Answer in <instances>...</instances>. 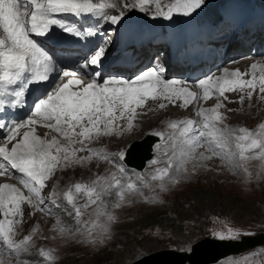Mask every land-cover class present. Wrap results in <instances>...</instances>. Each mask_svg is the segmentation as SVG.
Here are the masks:
<instances>
[{"label":"snow or ice","instance_id":"snow-or-ice-1","mask_svg":"<svg viewBox=\"0 0 264 264\" xmlns=\"http://www.w3.org/2000/svg\"><path fill=\"white\" fill-rule=\"evenodd\" d=\"M205 0H171L167 5H162L161 0H134L132 8L140 11L155 5L153 18H165L172 20L174 15L191 17ZM115 7L107 0H0V29L5 36L0 38V130L7 128L6 136H3L5 143L0 144V176L12 175L13 171L20 174L17 176L21 185L28 190L30 195L25 196L21 189L11 183L0 184V244L7 247L10 252L26 250L29 241L33 236H25L20 241L13 237L16 225L23 220L22 204L27 202L33 209L45 211V198L42 196L46 182L55 174L63 163L66 167L76 158L77 149L61 145L56 137L51 140L42 138L36 134L33 125H42L54 130L70 144L76 143L73 136L81 137L80 143L90 140L93 135H108L113 131L114 121L123 119L128 114V129L133 128L132 121L137 115V108L145 105L147 99L163 97L172 101L173 106L176 100H181L184 106L202 98L207 101L212 96L228 97L225 93L240 92L239 103H243V93L251 99L257 87L260 94H264V75L257 77L253 72L249 79H243L248 73H241L239 70L229 72L224 69L222 77L214 78L209 75L196 83L203 90L202 97L190 91L187 87H177L181 84L178 80L162 79L156 67L144 70L134 79L123 78H101L100 82L93 79L85 84L77 78V72L58 70L53 54L46 50L39 42V37L50 38L53 26H59L65 33L81 37L83 31L75 25L68 24L56 17L61 15H72L76 17L93 15L109 21L115 25L123 19L124 13L108 15L105 11ZM128 8V4H124ZM106 54L104 46H99L94 53L85 59L84 68L99 67ZM253 69L256 64L251 66ZM56 73L55 76L52 74ZM71 77L67 82L61 83V77ZM51 81V83H49ZM19 85L18 88L13 86ZM47 86L43 95L37 97L32 105V112L25 119L19 121H4V113L11 108H18L25 103L26 90L30 86ZM77 86L79 90H73ZM11 89V90H10ZM12 97L8 101L6 97ZM232 102V101H229ZM165 107L161 104V108ZM222 103H217L212 109H199L197 115L202 117V128H197V121L186 120L173 122L170 128L180 129L179 136L186 137L182 141L186 150L181 149L182 156L195 158V151L198 147L207 145L212 156H221L233 168L243 167L242 162L251 159L246 153L259 150L258 155L264 157V134L249 131L245 127L239 128V135L233 137V130L227 127H219L226 117L219 111ZM103 125V127H101ZM182 126V127H181ZM264 128V125H261ZM81 129L77 132L76 129ZM21 129H27L21 133ZM154 135L162 137L160 132ZM234 143L238 151H233L229 146ZM227 149V151H226ZM84 148L79 151H84ZM123 160L124 153L118 154ZM175 155V153H174ZM107 158V157H105ZM201 159H209L203 154ZM83 159H88L85 157ZM156 163V161H153ZM173 167L171 160L168 167L159 169L160 175H153L152 180L163 181L169 175V169ZM123 172V167L120 168ZM177 171H187L180 165ZM247 172V168H244ZM119 188L125 189L129 194H135L138 190L134 183L122 185L116 181ZM107 187H111L108 185ZM161 190H165V184L160 183ZM75 192H86L89 204H96L103 191H97L95 186L89 187L85 184L76 183ZM55 194H53L54 196ZM120 197L124 191H120ZM68 201L74 199L72 191L67 193ZM51 203H55L53 197H49ZM88 205H85L87 207ZM119 206V205H117ZM74 219L80 224L82 212L79 207L74 209ZM113 216L109 215L108 220L112 221ZM63 231V230H62ZM81 234H87V239L95 243L96 238L88 230V222L84 221L81 228L77 229ZM107 232V226L102 229ZM240 233L228 229L227 233L217 232L220 240L235 239ZM41 251H44L41 249Z\"/></svg>","mask_w":264,"mask_h":264},{"label":"rangeland","instance_id":"rangeland-1","mask_svg":"<svg viewBox=\"0 0 264 264\" xmlns=\"http://www.w3.org/2000/svg\"><path fill=\"white\" fill-rule=\"evenodd\" d=\"M98 1L94 0V2ZM107 1H110L117 8H125V0ZM121 1L120 5L119 2ZM170 1L161 0V4L167 5ZM133 3L134 1H131L127 4L132 5ZM152 6H154V10L155 5ZM59 19L68 24L73 25L74 23L70 16H61ZM61 31L63 30L61 29ZM198 35L203 34L197 33L195 36ZM235 57L242 58L241 56ZM246 60L250 62V58ZM239 62H244V59ZM229 66H231L232 72L237 69L241 73H249V76L246 75L245 78H250L252 74L250 72L252 69L245 65ZM225 68L223 67L220 71L214 70L212 76L214 78L222 77ZM255 69L252 72H264V69ZM64 82L67 81L61 83ZM181 84L183 83L181 82ZM190 87L197 89L196 85ZM243 95L245 97L243 103L238 102L241 96L240 92H231L226 94L227 100L223 97H211L206 102H204L205 100L203 102L202 100L195 101L194 111L187 108L190 105L187 107L179 106L178 108L181 110L178 111L184 110L180 113L181 115L172 114L171 119L164 117V120L159 119V116H168L170 112L167 108L173 107L176 110V107L169 106L171 104L169 100L158 99L153 101L156 104L149 105L150 102H148V104L137 108V115L132 121L134 126L131 130L127 127L129 123L128 114L125 113L124 118L120 119V114L117 112V119L114 122L118 124L114 125L110 134L93 135L90 140H85L83 143L79 142L81 137L73 136L72 139L76 143L70 144L69 140L54 130L41 127V125L35 126V131L36 129L40 130L36 131V134L42 138L51 140L56 137L61 145L77 149L76 158H79V162L74 160L66 167L62 163L55 174L46 182V192L55 194L56 201L64 204L60 206L61 211H63L62 216L47 217L41 214L39 209H33L27 202H24L22 204L23 220L16 225L13 238L18 242L25 236L31 235L33 240L23 246L26 250L19 252H10L6 246L0 244V264H61L68 257L83 259L85 263L91 264L93 255L98 256L99 253L112 249L113 245L117 247L118 243L128 245L125 246V254L127 255L122 264H131L145 256L166 250L190 252L191 247L199 240L205 237L218 239L216 233L221 231L227 233L229 228L240 233L235 239L246 235L264 233V157L258 155L259 150L246 153L252 158L243 161L241 168L231 167L221 156H212L205 148L206 144L196 149L195 158L182 156L181 149L186 150V145L182 143L184 138L179 136V128L175 130L170 128V124L173 122L200 121L202 117L197 115L199 109H212L217 103H222L223 107L219 111L226 119L218 125L219 127L232 129L233 137L240 134L239 128L241 127L247 128L253 134H264V128L261 127L264 125V94H260L257 87L256 92L251 97L252 99L248 98L247 91ZM161 104H164L165 107L161 108ZM161 110H164L163 113L159 115L155 113L154 116L149 117L153 118L154 122L157 120L156 123L153 121L151 124L144 123L145 116ZM26 130L21 129V133ZM154 132H160L163 136L158 137L153 134ZM148 135L157 137L159 142L154 146V159L148 163L147 169L140 172L132 171L130 174H126L125 170L121 172L119 163L125 164L124 159L127 157L128 150L135 142L142 141ZM116 142L117 146H115ZM229 147L233 151H238L235 149L234 143L230 144ZM81 148L85 150L79 151ZM121 152L124 153L123 160L119 159L118 154ZM202 154L210 158L201 159ZM85 157L88 159H83ZM169 160L173 163V167L169 169V175L165 176L163 181L152 180L153 175H160L159 169L168 167ZM180 165L187 171H177ZM244 168H247L248 171L245 172ZM117 180L122 185L134 183L138 190L135 194H129L126 188L121 189L117 186ZM76 183L85 184L89 187L95 186L97 191H101L102 188L107 190L102 192L96 204H89L86 192H75L74 185ZM160 183L165 184V190L160 189ZM108 185L111 187H107ZM193 188L231 196L233 199L242 201L246 209L237 211L235 208L230 210L232 211L230 216L215 217L209 221L202 215L199 223L193 220L194 223L186 224L185 230L149 229L145 231L143 239L137 238L139 241L134 244L129 242L128 237L132 233L144 231L134 227V220L140 221L141 218L146 217L145 213H149L157 207H168L180 194H185L188 189ZM69 191H72L74 197L72 201L67 199ZM120 191H124L122 198L119 195ZM23 194L27 196L24 192ZM85 205L88 206L85 207ZM75 207H79L82 212L80 224L74 219ZM109 215L114 217L112 221L108 220ZM168 215L174 217L173 214ZM2 218L0 215V219ZM84 221L88 222V230L96 238L95 243L86 238V233L81 234L77 231ZM104 226H107L106 233L102 232ZM149 247L153 249L148 251L147 248ZM106 256L103 254L99 255L98 258L104 259ZM218 264H264V247L241 256L226 258Z\"/></svg>","mask_w":264,"mask_h":264},{"label":"trees","instance_id":"trees-1","mask_svg":"<svg viewBox=\"0 0 264 264\" xmlns=\"http://www.w3.org/2000/svg\"><path fill=\"white\" fill-rule=\"evenodd\" d=\"M131 1L134 0H125V3L127 4ZM121 3L122 1L119 2L120 5ZM152 7L154 6L148 7V9H152ZM128 8L135 11L139 10L138 8H132L130 4ZM243 204L242 201L233 199L231 196L225 194L207 192L201 188L188 189L187 193L180 194L168 205V207H157L149 213H145L146 217L141 218L140 221L134 220V227L144 231L142 233H132L131 236L128 237L129 242H133L131 244H134L140 239H143L145 231L149 229H164L170 231L185 230L187 223H194L193 220L199 223L202 215L205 216L208 221L215 217L230 216L229 214L232 212L230 210L235 208L237 211L245 210L246 208ZM250 209L253 210L252 207H250ZM168 214H173L174 217H169ZM203 225L205 226V223ZM199 231L201 232V230ZM119 245H121V247H119L120 249L118 248ZM118 246L116 247V245H113L112 249L105 250L99 253L98 256L93 255L91 257L93 259L91 264H122V261L125 260L124 257L127 255L125 254V246L128 245L118 243ZM152 249L151 247L147 248L148 251ZM103 254H105V256L107 255L106 258L99 259V255ZM61 264L87 263H85L83 259L68 257L64 259Z\"/></svg>","mask_w":264,"mask_h":264},{"label":"water","instance_id":"water-1","mask_svg":"<svg viewBox=\"0 0 264 264\" xmlns=\"http://www.w3.org/2000/svg\"><path fill=\"white\" fill-rule=\"evenodd\" d=\"M158 141L157 137L148 135L142 141L135 142L133 147L127 152L125 163L138 171L144 170L147 162L153 159V149ZM260 247H264V233L246 235L235 240H220L205 237L195 243L191 247L190 252L166 250L145 256L131 264H159V262H155L152 258L164 254L176 255L177 259L181 257V259L179 258L180 264H218L226 258L241 256Z\"/></svg>","mask_w":264,"mask_h":264},{"label":"bare ground","instance_id":"bare-ground-1","mask_svg":"<svg viewBox=\"0 0 264 264\" xmlns=\"http://www.w3.org/2000/svg\"><path fill=\"white\" fill-rule=\"evenodd\" d=\"M227 58H231V60H233V62H231L230 63V65H233V66H237L238 64H240L241 66L242 65H245L246 67H249V68H251L252 70H253V68L251 67L253 64H256L257 65V67L256 68H260V69H264V63L263 62H259L257 59H256V61H251V60H254V59H252V58H250V62H247V60L245 59V58H239V57H235L236 59L234 60V58H232L231 56H229V54L227 55ZM239 58V59H238ZM241 59H244V62H239V61H241ZM249 59V58H248ZM242 63V64H241ZM224 67H226V66H224ZM231 67V66H230ZM238 68V67H237ZM226 69V68H225ZM240 69V68H239ZM250 69V70H251ZM222 70V69H221ZM237 70V69H236ZM252 70L250 71L251 73H253L252 72ZM256 70V69H255ZM229 71H231V69L229 70ZM232 72V71H231ZM249 74V73H248ZM255 74H256V72H255ZM222 75H224V71H223V73H222ZM257 75V74H256ZM261 75H264V74H261ZM261 75H257V77H259V76H261ZM249 76V75H248ZM243 79H249V78H245V76L243 77ZM62 82V81H61ZM191 85H195V83H192V84H190V85H184V84H180V85H177V87H187L190 91H192V92H195V93H197V95H198V97H202V95H203V90H200V89H194V88H192V87H190ZM227 93H225V95H226ZM212 97H217V96H212ZM217 98H219V97H217ZM162 100L164 99L163 97L161 98ZM252 99V98H251ZM198 100H202V102H203V99L202 98H200V99H198ZM165 101H167L166 99H165ZM208 101V100H207ZM171 102V104H169V106H173V102L172 101H170ZM204 102H206V101H204ZM262 102V101H261ZM194 103H195V101L194 102H192L191 104H189L190 106H184L183 105V103H182V101L181 100H176L175 102H174V104H175V106L174 107H176L175 109L176 110H174L173 109V107H168L167 108V110L170 112V114L168 115V116H159V119H161V120H164V117H165V119L166 118H170L171 119V117H173L172 116V114H175V115H181L180 113H182L183 111H178V110H181V109H179L178 107L179 106H182V107H187V108H191L193 111H194V108H193V105H194ZM153 105V104H156V103H154V102H150V104L149 105ZM261 106V105H260ZM166 109V108H165ZM166 110V111H167ZM139 111H140V109H139ZM147 111V110H146ZM163 111L164 110H161L160 112H158V111H156V112H151V113H149L147 116H145L144 117V119H143V121H144V123L146 122V124H151V122L153 121V123H156V121L154 122V120H153V118H149L150 116H154V114L155 113H158V115L160 114V113H163ZM167 111V112H168ZM143 112V111H142ZM126 115V114H125ZM122 121V120H121ZM148 121V122H147ZM115 124H118V123H115L114 122V125ZM35 126H38V125H33V127H35ZM103 125H101V127H102ZM41 127H42V125H41ZM36 131H40V130H37L36 129ZM76 131L77 132H80L81 131V129H79V128H77L76 129ZM37 133V132H36ZM38 135V134H37ZM110 136V135H109ZM127 136H129V135H127ZM76 138V137H75ZM124 139V138H123ZM115 146H117V142H116V144H115ZM133 147V146H132ZM2 183V182H1ZM22 210H23V207H22ZM195 253H196V251H195ZM177 256L176 255H173V254H164V255H161V256H158V257H155V258H152V260H154L155 262H159V264H180V261H179V258L181 259V257H178V259L176 258ZM193 258V257H192ZM191 262H192V260L191 259H189Z\"/></svg>","mask_w":264,"mask_h":264}]
</instances>
